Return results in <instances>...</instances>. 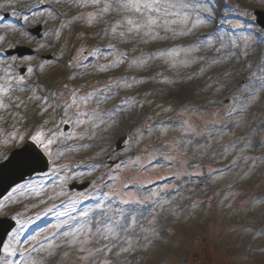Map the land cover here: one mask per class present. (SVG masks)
<instances>
[{"label": "rangeland", "instance_id": "rangeland-1", "mask_svg": "<svg viewBox=\"0 0 264 264\" xmlns=\"http://www.w3.org/2000/svg\"><path fill=\"white\" fill-rule=\"evenodd\" d=\"M186 2L196 3L197 10H183L182 16H189L186 23L181 22L182 16L172 17L177 22L171 27L175 33L187 34L173 36L169 32L167 40H148L127 33L121 37L120 32L126 31V26H117L121 17L115 12L101 15L99 9L103 4L79 6L75 0L58 3L57 0H0V36L4 37L0 40V51L18 45L36 50V55L24 58L0 57V84L5 79L12 82L9 96L0 97L7 105L0 108V162L40 129L45 131L42 138L56 141L48 148L51 173L18 186L1 202L0 216H13L19 225L5 243L16 250L15 254H4L0 264H56L64 252L70 255L62 264H73L75 249L67 243L71 237L64 234L100 220L104 214L116 217L117 210L125 216H138L139 239L132 237L138 248L129 256L136 264H264V251H261L264 249V147L241 152L246 139L264 136V91L251 102L250 110L237 114L240 111L237 108L230 113L239 95L235 86L247 73L233 71L231 76L224 75L225 70L231 71L233 67L254 64L259 59L258 53L264 52V44L244 34L235 38L214 30L222 8L256 21L254 11H264V0H213L214 3L202 0L203 5L199 0ZM52 5L63 7L72 20L47 14L46 8L53 12ZM10 6L12 10L7 11ZM75 28L91 31L92 44L86 45V36H78ZM205 30L211 32L210 44L209 38L198 37V32ZM117 38L129 43L123 50L127 58L122 54L120 59L111 51L102 56L99 44L113 46ZM180 40L184 43L169 47L171 42L179 44ZM158 45L168 46L176 61L196 57L198 62L177 63L172 67L169 58L160 55L166 50L149 53L150 47ZM242 50L249 55L242 57L239 52ZM93 54L98 58L93 59ZM46 55L54 59L47 61ZM130 56L132 59L127 60ZM65 58L72 59L68 66L58 62ZM213 58L221 63L212 64ZM141 60L145 61L143 65L139 63ZM81 61L86 63L80 65ZM105 65L110 66L101 71ZM19 66L32 71L23 76L24 83L17 85L16 78L22 76ZM201 68H204L202 73ZM74 79L84 91H77L79 95L90 97L88 105H81L83 111L92 108L95 85L98 87L103 81L121 83L119 88H112L115 95L106 94L112 98L102 103L105 110L118 106L116 115L94 129L92 139H88L92 133L84 135L87 125H75L71 109V119L65 123L68 117H64L61 108L48 107L49 103H55L57 95L61 104L71 102L68 90L73 88H66V81ZM167 80L173 82H164ZM123 81L132 86H125ZM45 88L50 91L46 95ZM121 92H127L124 98L135 103L123 106L124 98L118 97ZM229 97L232 102L225 104ZM169 116L173 118L171 121ZM148 117L153 118V126L161 121L178 126L181 119H189L198 126L201 135L188 145L187 163L179 151L172 160L154 152L160 145L147 137L137 146L129 136L127 147L116 149L117 140L132 133ZM66 124L72 128L65 130ZM253 124L258 130L254 137L250 136ZM181 134L178 127L170 129L162 140L170 143ZM76 140L86 141L88 147ZM231 144H235V149L221 155L222 146ZM145 146H149L148 152L144 151ZM238 157H260L261 162L253 165L249 159L245 164ZM233 160L238 166H231ZM78 165L83 170L77 171ZM226 165L225 170L210 173ZM197 172L203 175H194ZM163 176L173 179L150 188ZM72 181H89L91 186L83 192L71 191L68 185ZM131 184H135L134 189L127 190L126 185ZM153 198L167 201L163 211L150 202ZM124 200L131 202L123 203ZM136 200L144 203H135ZM153 219L159 238L152 234L149 225ZM139 224L146 227L147 233L140 231ZM145 234L151 243L143 239ZM80 239H84L83 235ZM53 250L56 254L49 257V251Z\"/></svg>", "mask_w": 264, "mask_h": 264}, {"label": "snow or ice", "instance_id": "snow-or-ice-1", "mask_svg": "<svg viewBox=\"0 0 264 264\" xmlns=\"http://www.w3.org/2000/svg\"><path fill=\"white\" fill-rule=\"evenodd\" d=\"M58 2L59 0H57V3ZM75 2L79 6H85L88 4L99 6L103 4V7L99 9L101 15L109 12H115L120 15L121 19L117 22V26H126V31L120 32L121 37H124L127 33L128 35L135 34L140 36L141 39L147 37L148 40H167L170 38L167 35L169 32H172L173 36L177 34H187L186 32L175 33L171 25L175 24L177 21L171 18L181 17L183 10L185 9L191 8L194 11L197 10L196 3L186 2V0H75ZM53 14L54 12H49V15ZM188 19L189 16L183 15L181 22L186 23ZM89 23H91V21H89ZM197 23H203V21H197ZM112 30L115 32V27ZM187 31H191V29H188ZM161 33H163V35ZM0 40H4V37L0 36ZM148 40H144V42L147 43ZM208 43H211V38L208 39ZM232 43L235 46L236 42L233 41ZM184 51L190 52L192 50L185 49ZM216 51H220V49H216ZM160 55L168 57L171 61L172 67H175L177 63L193 64L198 62L196 57H192L189 60L176 61L171 51H162L160 52ZM229 55H234V53H230ZM241 55L247 56L249 54L244 52ZM258 56L259 59H257L254 64H242L239 69L233 67L231 71L225 70L224 72L225 76H231L233 71L237 73H247V75L241 79L240 83L235 86V92L239 95L236 100L233 101L230 113L237 108L240 110L237 114L243 113L245 109L250 110L251 102L256 98L259 92L264 91V52H259ZM226 59L227 57H225V60ZM237 59L239 60L240 57H237ZM139 63L143 65L145 61L141 60ZM219 63H221L219 59H212V64ZM109 66L110 65L101 66L100 70L106 71ZM28 71L31 72V68H29ZM199 71L202 73L204 68H201ZM191 78L192 77L190 76L189 79ZM15 82L17 85L24 83V77H17ZM164 82L172 83L173 81L167 80ZM123 83L127 87L132 86L127 81H123ZM120 86V82L106 84L104 89L99 90L100 95L95 98L96 107L90 108L89 111H83L81 105H88L90 103V97H81L75 91L71 92L72 99L70 103L64 101V103L61 104L60 97L57 95L55 103H49L48 107L61 108L64 117H68V119L64 120L65 123H68L71 119L69 116V109H71V115L75 116V125L77 127L87 125L84 135L92 133V135L88 136V139H92L95 136L94 129L99 128L101 124H106L107 119H112V117L116 115L118 106H113V109L105 110L101 109L99 105L105 103L108 99H111L112 95H115V93H112L113 87L119 88ZM11 90V80L5 79L4 82L0 84V97H8ZM105 93H111L112 95L106 96ZM36 99H40V97H36ZM121 103L128 105L129 103L134 104L135 102L132 101L131 98H128L122 100ZM6 107L7 105H5L4 101L0 99V108ZM169 110L170 109H165V111ZM44 111H47V108H45ZM172 119L173 118L170 117L169 121ZM152 121L153 118L148 117L145 122H142L135 127L134 131L129 134L132 143L138 146L146 137L151 138L160 145L159 148L153 149L154 152H159V154L165 159L172 160L175 158L176 152L179 151L185 155V163H187L188 145H192L193 139L196 136L201 135L198 131V126H194L189 119H181L178 126L171 123L164 124L163 121L153 126ZM113 123H115V121H113ZM177 127L182 132L179 138L172 139L170 143L162 140V137L166 136L170 129H176ZM257 131V129H254L250 136H256ZM157 132L160 133V136L156 135ZM32 138L33 140L39 141L45 149H48L49 146L56 142L51 138H42V134L39 133ZM197 144H199V141H197ZM244 145L245 147L241 149V152L249 148L264 147V136H259L255 140L252 138L246 139ZM83 146L86 148L88 147L86 144ZM148 147L149 146H145V152H148ZM165 148L168 149V152L163 151ZM222 148L223 151L220 154L226 155L235 149V144L222 146ZM240 159L241 162L245 164L248 163L249 159L252 160L253 165L261 162L260 157H242ZM231 166H238L237 161L233 160ZM251 170L250 167L249 171ZM194 175L200 176L203 175V173L197 172L194 173ZM244 175L246 176L247 173H244ZM130 202L131 201L129 200L123 201V203ZM150 202L159 206L161 211H163V204L167 203L166 200L161 201L154 198ZM135 203L141 204L144 203V201L136 200ZM140 215H142V213H140ZM137 224L138 216L136 214L129 217L125 216L123 211L117 210L116 217L104 214V218L100 220L85 224L81 228H77L75 231L65 233V237H71V239L67 240L68 245L75 249L73 264H76L77 261L79 264H136L135 261L129 260V256H131L138 248L137 241L132 239V237H136L137 240L139 239V234L136 230ZM149 225L152 226V234L159 238L160 234L156 232L154 226L155 219L149 221ZM139 229L141 232L147 233V229L143 224H139ZM81 235H83L84 239H80ZM143 239L149 243L152 242L147 234L143 236ZM38 242L39 241H37V243ZM25 250L27 251V249ZM15 251L16 250L11 248L10 245H5L3 248V252L6 256L14 255ZM261 251H264V249ZM55 254L54 250L49 251V257H52ZM69 255L70 253L68 252L62 253L61 260L57 261L56 264H62L64 258Z\"/></svg>", "mask_w": 264, "mask_h": 264}, {"label": "water", "instance_id": "water-1", "mask_svg": "<svg viewBox=\"0 0 264 264\" xmlns=\"http://www.w3.org/2000/svg\"><path fill=\"white\" fill-rule=\"evenodd\" d=\"M47 169L48 161L46 157L34 144L29 142L24 148L14 151L11 158L0 166V198L12 186L25 180L27 176ZM13 226L14 223L10 219H0V251L8 232Z\"/></svg>", "mask_w": 264, "mask_h": 264}, {"label": "bare ground", "instance_id": "bare-ground-1", "mask_svg": "<svg viewBox=\"0 0 264 264\" xmlns=\"http://www.w3.org/2000/svg\"><path fill=\"white\" fill-rule=\"evenodd\" d=\"M8 8L11 9L12 7L10 6ZM32 8H34V6ZM33 11L35 12V8ZM45 11L47 12V14H49V12H51L50 9H48V8ZM115 44H116L117 50H119V51L123 50V42H122L121 38H117V41L115 42ZM157 50H158L157 48H151L150 47V52H155ZM39 134H42V137H43V132H41ZM34 142H36L37 144H40L39 141H37V140H34ZM42 150L46 153L47 156H49V154H50L49 149H45L44 147H42Z\"/></svg>", "mask_w": 264, "mask_h": 264}]
</instances>
